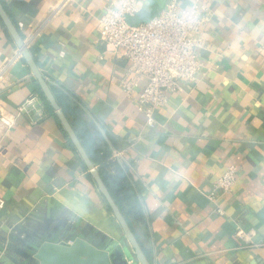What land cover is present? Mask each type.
Segmentation results:
<instances>
[{"label":"crops","instance_id":"0c3cea01","mask_svg":"<svg viewBox=\"0 0 264 264\" xmlns=\"http://www.w3.org/2000/svg\"><path fill=\"white\" fill-rule=\"evenodd\" d=\"M62 1L0 0L150 263L264 264V0L179 3L205 7L207 47L196 81L156 108L154 128L119 87L126 61L98 42L110 0L55 10ZM165 3L142 1L126 22L144 23ZM17 51L0 19V109L14 112L35 96L34 109L0 131V264H42L44 242L75 239L106 251L110 264H139ZM229 165L232 193L212 202Z\"/></svg>","mask_w":264,"mask_h":264},{"label":"built area","instance_id":"2783aa9c","mask_svg":"<svg viewBox=\"0 0 264 264\" xmlns=\"http://www.w3.org/2000/svg\"><path fill=\"white\" fill-rule=\"evenodd\" d=\"M66 1L63 0L54 9L57 10ZM142 1L145 0L107 2L97 23L98 42L104 46L105 53L126 61V71L119 80V87L126 98L137 100L145 125L154 128L156 108L163 106L172 93L183 92L186 85L197 79L202 67L199 51L207 47L203 32L208 14L205 7L193 4L180 8L178 5L182 0H166L158 15L139 25H129L125 17L137 13ZM25 45L28 46L26 42ZM263 49L264 45L260 50ZM20 56L18 50L17 57ZM34 102L35 96L14 112L0 109V131L11 129L28 107L34 109ZM121 156V152L112 153L113 158ZM236 170L233 165L226 167L207 196L209 200L213 202L220 195L229 196L232 193ZM5 205V199L0 196V210ZM215 210L223 214L221 208ZM235 235L250 242V237L241 229Z\"/></svg>","mask_w":264,"mask_h":264},{"label":"water","instance_id":"95a60500","mask_svg":"<svg viewBox=\"0 0 264 264\" xmlns=\"http://www.w3.org/2000/svg\"><path fill=\"white\" fill-rule=\"evenodd\" d=\"M0 19L5 26L8 33L16 43L20 55L27 62L32 75L37 80L41 92L47 100L49 106L53 109L58 121L66 132L69 140L76 148L82 161L89 170L91 176L96 182V185L105 198L108 206L110 207L115 220L117 221L122 233L132 248L139 264H151L144 252L142 251L138 241L134 237L128 223L124 219L114 199L110 195L107 187L105 186L98 170L88 157L85 149L76 136L73 128L68 122L65 114L58 105L50 88V83L46 80L44 75L39 71L36 66L29 49L26 47L25 42L13 22L6 13L3 5L0 2ZM36 257L42 264H110L109 256L106 251L100 250L81 239H75L71 243L58 242L49 243L44 242L36 253Z\"/></svg>","mask_w":264,"mask_h":264},{"label":"trees","instance_id":"16d2710c","mask_svg":"<svg viewBox=\"0 0 264 264\" xmlns=\"http://www.w3.org/2000/svg\"><path fill=\"white\" fill-rule=\"evenodd\" d=\"M108 156H109V153H105V152H103V154H101V157L104 158V159H107ZM102 170H103V167L100 166V172H101Z\"/></svg>","mask_w":264,"mask_h":264}]
</instances>
